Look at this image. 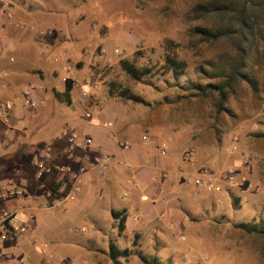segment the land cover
<instances>
[{
    "label": "rangeland",
    "instance_id": "obj_1",
    "mask_svg": "<svg viewBox=\"0 0 264 264\" xmlns=\"http://www.w3.org/2000/svg\"><path fill=\"white\" fill-rule=\"evenodd\" d=\"M42 2L58 12L52 18L62 26L54 27L59 35L47 38L43 48L50 64L35 72L36 95L44 102L34 110L21 107L23 87H8L6 100L17 103L11 127L4 123L0 133V181L13 182L27 168L37 176L45 147L85 111L93 121L102 118L104 127L111 121L106 128L117 127L129 140L148 136L156 152L163 150L172 161L157 177L154 194L144 197L147 207L137 202L132 226L123 231L111 216L127 197L120 184L118 200L105 194L108 209L91 205L95 213H88L96 220L82 213L87 206L79 197L51 208L53 197L40 195L47 207L38 201L41 209H17L27 230L0 250L24 264H114L108 252L113 241L130 251L117 257L119 264H147L142 257L160 264H264V238L240 226L264 220V52H253L248 61L246 75L254 86L236 85L219 111L217 94L207 85L222 80L212 74L225 70L233 50L227 41L199 43L192 36L195 26L213 24L192 10L202 0ZM169 41L185 62L181 73L162 67ZM113 49L118 55H109ZM121 59L150 71L132 80ZM111 82L129 87L140 101L111 95ZM62 88L72 98L85 89V111L55 100L53 92ZM21 143L30 146H16ZM18 188L23 196L17 198L25 197Z\"/></svg>",
    "mask_w": 264,
    "mask_h": 264
},
{
    "label": "crops",
    "instance_id": "obj_2",
    "mask_svg": "<svg viewBox=\"0 0 264 264\" xmlns=\"http://www.w3.org/2000/svg\"><path fill=\"white\" fill-rule=\"evenodd\" d=\"M51 10L43 4L42 0H0L1 100L9 98L8 87L11 84H16L19 88L28 84L39 85L36 83L40 81L37 80L39 76L37 77L35 72L45 69L50 64L49 57L46 54L49 49L44 52L43 48L48 42L47 38L55 40L56 36L59 35L60 31L54 32V27L57 25V28H55L57 30L62 26V21L58 22L56 20L54 22L52 18L54 15H59L56 14L58 12L54 13ZM8 58L13 62L12 64L7 61ZM62 90L63 88L58 91ZM67 107L79 108L85 111L86 104L78 96H75L72 98V104ZM103 122L100 117L94 121L82 118L73 121L72 125L67 127V129L78 130L93 139V143L85 148L70 149L65 137L61 136V138L60 135L56 137L53 143L45 147V160L41 162L46 167H53V171L47 175L44 174L43 178H37L36 173L34 175L32 173L28 174L29 169L27 168V171L24 170L25 175L16 176L17 179L13 182L1 180L0 185L9 184L8 186L11 187L13 184L15 187L11 188L23 187L27 193L23 198L0 199V215L6 212L18 211L17 209L28 211L41 209L38 201L43 197L40 195H46V198H48L53 185L59 181H65L66 178L71 182V174H74L77 176L75 182L79 186V191L75 197H79L83 205L87 206L82 211L85 216L95 220L98 219L97 215L94 218L88 213L90 211L94 212L91 205L98 202L103 208L108 209L107 205L102 202L105 194H108V198L111 200H118L119 196L115 192V187L120 184L125 191L123 195L127 196L124 202H120V210L126 209L128 215L125 228L132 226L130 221L136 217L133 214L136 213L135 206L137 202L139 206L147 207V205H144L146 204L144 197L148 198V196L154 194L157 177L165 168H168V165H171L172 160L164 155L165 152L164 154L156 152L154 146L151 145L152 140L150 138H148L151 141L150 143H146L142 138V142L136 139L129 140L118 131L117 127L108 130L106 128L108 127L107 124L104 127ZM3 124L0 123V133L4 129ZM10 133L9 130L4 131V134L10 135ZM124 144H128L127 149L122 147ZM16 146L24 149L29 147L30 144L24 143L22 145L21 143ZM100 153L114 156L113 164L104 172L91 167L89 164ZM24 167L27 166L24 165ZM42 187L43 189L40 191ZM44 200L47 201V199ZM62 201L65 200L58 201L57 204L51 205V208L58 207ZM39 203L42 202L39 201ZM31 216L30 214L29 218Z\"/></svg>",
    "mask_w": 264,
    "mask_h": 264
},
{
    "label": "trees",
    "instance_id": "obj_3",
    "mask_svg": "<svg viewBox=\"0 0 264 264\" xmlns=\"http://www.w3.org/2000/svg\"><path fill=\"white\" fill-rule=\"evenodd\" d=\"M193 12L198 18L203 20L212 19V26H195L192 36L199 43L212 44L219 41H227L233 50V55L225 70L212 74L221 77L218 84H209L207 88H213L217 94L216 107L220 111L224 108L229 92L241 82L247 81L246 69L249 58L253 52H264V0H202L193 7ZM207 23V22H206ZM166 49L162 67L168 72H183L185 62L179 57L175 45L169 41ZM259 60L257 57L256 61ZM119 66L126 76L132 80H142L150 69L148 67L136 66L129 59H121ZM109 92L125 100L140 101L141 97L131 91L129 87H123L120 83L111 82ZM53 96L67 106L72 104V97L68 89L54 91ZM44 175L42 176V178ZM64 181V180H63ZM66 189L69 188V179L66 178ZM63 182L59 181L51 187V193L55 198H59L65 193H57L56 189ZM113 222L117 224L119 232L125 229L127 220V210H111ZM249 233H255L264 238V220L256 224L242 223ZM108 252L114 264H119L117 257L127 254V249L120 250L118 245L109 241ZM147 264H160L155 258H141ZM162 264H170L169 261Z\"/></svg>",
    "mask_w": 264,
    "mask_h": 264
},
{
    "label": "built area",
    "instance_id": "obj_4",
    "mask_svg": "<svg viewBox=\"0 0 264 264\" xmlns=\"http://www.w3.org/2000/svg\"><path fill=\"white\" fill-rule=\"evenodd\" d=\"M105 51V49H103ZM120 51L118 49H113L112 52L109 53L110 56L118 55ZM55 60H58V58H55ZM19 104L21 107L28 108L29 110H34L38 106H40L44 101L40 97L36 95V88L33 85H27L22 88L20 96L17 97ZM79 99L86 103L88 99V92L83 89L81 91V95ZM15 100H1L0 99V123H5V125L9 128L11 127L10 124H12L13 120V111L16 105ZM91 113L89 111L84 112V118L90 119ZM107 126H113L112 122H108ZM62 135L65 136V139L68 142V146L70 149L73 148H85L86 146L93 143V139L89 136L84 135L83 133L79 132L75 129H66L63 130ZM60 135V137L62 136ZM142 139L144 141L148 140V136L143 135ZM124 148H128V144L122 145ZM161 154H164V151H161ZM114 162V156L111 154H98L96 155L91 161L90 166L93 168L98 169L99 171H106L111 164ZM37 176L41 177L44 173H50L52 170L50 167H46V165L43 162H37ZM69 171V170H68ZM164 174H162V177L164 178ZM77 176L74 174H71L72 181L69 182V188L66 189V182L63 181V183L56 189L57 193H65V195H62L59 198H55L52 193L50 192L48 194L49 197H53V205L57 204L58 201L64 199H71L74 198L79 191V186L75 182ZM70 181V180H69ZM22 197L23 196V190L20 188H8L7 185H1L0 186V197ZM43 207H47V203L43 202L41 204ZM20 214L18 211H12L9 213H4L0 215V248L3 246V244L7 241H13L17 236H19L21 233L25 232L27 230L25 222H22L20 219ZM28 219H30L28 217ZM24 264L22 262L21 258L14 259L10 255H6V253L2 252L0 250V264ZM55 264H62V263H55ZM64 264V263H63Z\"/></svg>",
    "mask_w": 264,
    "mask_h": 264
}]
</instances>
